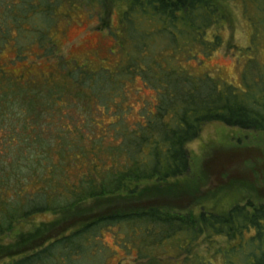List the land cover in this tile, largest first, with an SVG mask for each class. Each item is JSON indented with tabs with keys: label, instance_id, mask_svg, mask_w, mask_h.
I'll list each match as a JSON object with an SVG mask.
<instances>
[{
	"label": "trees",
	"instance_id": "trees-1",
	"mask_svg": "<svg viewBox=\"0 0 264 264\" xmlns=\"http://www.w3.org/2000/svg\"><path fill=\"white\" fill-rule=\"evenodd\" d=\"M3 1L0 52L3 43L14 41L15 61H18L37 43L43 49L37 56L61 59L50 31L60 18L63 0ZM219 2L126 0L123 23L129 33L132 56L138 58L126 62V70L138 72L149 57L152 64L148 76L154 79L146 83L156 80L160 93L155 111L144 124L123 130L116 128L119 131L114 136L103 133L96 139L75 125L67 127L61 122L50 135L54 156L44 152L46 145L40 133L43 129L26 122L18 131L16 117L23 116L22 119L29 121L38 113L51 117L59 114L56 108L61 110L65 104L68 89L52 80L45 82L49 90L34 89L39 82L12 77L0 66V236L13 232L19 222L33 220L39 214L69 209L95 198L137 195L145 181L162 185L186 176L191 167L187 145L209 121L264 131V71L260 69V76H253V68H259L255 57H250L252 67L248 66L242 75L245 88L223 84L210 74L194 75L182 66V59H196L199 53L208 55L221 45L220 34H210L221 18ZM242 2L255 6L256 14L251 16L255 29L264 25V0ZM27 41L31 47L26 45ZM60 65L67 68V72L63 71L65 77H75L77 72L87 74L93 96L97 95L108 109L98 75L92 76L85 66L71 70L66 67V61ZM8 109L10 115L6 113ZM107 138L111 140L104 146L102 141ZM114 139L119 141L115 143ZM16 141L20 142L21 151L25 149L21 156L10 155ZM29 157L39 170L32 168V176L26 174ZM141 223L163 228L157 234L143 237L147 240L145 249L157 248L179 234L189 238L200 234L209 237L225 231L231 236L234 229L240 232L253 228L257 233L255 259L248 255L245 264H264V204L252 203L238 204L227 215L203 211L194 215L162 206L105 213L69 233L48 239L31 252L12 256L3 264H94L98 250L106 249L104 230H112L114 226L135 230ZM140 253L147 254L144 250Z\"/></svg>",
	"mask_w": 264,
	"mask_h": 264
},
{
	"label": "rangeland",
	"instance_id": "rangeland-1",
	"mask_svg": "<svg viewBox=\"0 0 264 264\" xmlns=\"http://www.w3.org/2000/svg\"><path fill=\"white\" fill-rule=\"evenodd\" d=\"M219 1L221 18L210 34H220L221 45L208 55L199 53L196 59H182V66L194 75L210 74L223 84L245 88L242 75L248 66L252 67L250 57L256 58L259 67L253 68V76H260V69L264 71V25L258 29L252 25L251 16L256 14L254 5H245L242 0ZM125 9L126 0H63L60 18L50 31L61 59L58 56H37L43 53V49L35 43L27 51V56L22 54L21 59L15 61L17 45L14 46V41L3 43L0 66L5 67L10 76L39 82L34 89L49 90L45 83L48 80L68 89L65 104L61 110L56 108L60 115L54 113L51 117L38 113L29 121L22 119L23 116L16 117L18 131L26 122L43 129L40 133L46 145L45 154L54 156V142L50 135L61 122L67 127L75 125L96 139L103 133L114 136L119 131L116 128L123 130L124 127L144 124L155 111L160 93L155 86L156 80L146 83L154 79L148 76L151 74L149 64H152L149 57L144 59L138 72L126 70V62L138 58L132 56L129 33L123 23ZM4 13L5 2L0 0V17ZM61 61H66V67L71 70L85 66L92 76L101 78L107 110L97 95L93 96L88 75L77 72L75 77H65L63 71L67 72V68H62ZM109 140L111 138L105 139L102 144L106 146ZM114 140L115 143L119 141ZM13 145L10 155L21 156L25 149L21 151L20 142ZM187 148L191 167L184 177L162 185L145 181L140 184L137 195L95 198L76 207L46 212L33 220L19 222L13 232L0 236V264L12 256L31 252L48 239L69 233L105 213L162 206L194 215L202 211L227 215L238 204H264V131L209 121ZM29 158L26 174L32 176V168L36 172L39 170L36 162ZM137 227L133 230L114 226L112 230H104L106 249L98 250L94 264H245L248 255L255 259L257 233L253 228L241 230L242 234L239 229H234L231 236L225 231L214 232L209 237L200 234L189 238L179 234L157 248L145 249L147 240L143 237L157 234L163 228H150L142 223ZM252 238H255L254 242ZM143 250L146 255H141Z\"/></svg>",
	"mask_w": 264,
	"mask_h": 264
}]
</instances>
